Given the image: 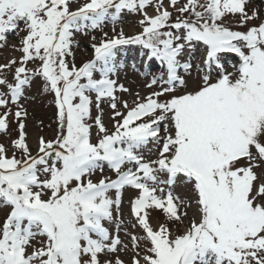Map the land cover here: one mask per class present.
Listing matches in <instances>:
<instances>
[{"label":"snow or ice","instance_id":"obj_1","mask_svg":"<svg viewBox=\"0 0 264 264\" xmlns=\"http://www.w3.org/2000/svg\"><path fill=\"white\" fill-rule=\"evenodd\" d=\"M72 2L0 0V41L25 32L13 46L19 60L0 63V107L16 106L0 113V131L10 114L19 129L11 155L0 144V264H125L119 253L129 251V264H264V9H249L251 0ZM125 12L140 17L133 35L116 27ZM95 30L103 36L77 67L75 35ZM126 45L163 71L142 72L149 91L131 107L123 101L122 112L117 92L131 90L113 77L125 67L118 50ZM35 78L54 97L57 132L39 137L33 153L19 101ZM103 101L111 131L101 115L89 123ZM178 181L190 195L158 187ZM126 187L137 190L131 226L142 230L124 229L130 248L120 235ZM151 209L165 217L156 228Z\"/></svg>","mask_w":264,"mask_h":264},{"label":"rangeland","instance_id":"obj_2","mask_svg":"<svg viewBox=\"0 0 264 264\" xmlns=\"http://www.w3.org/2000/svg\"><path fill=\"white\" fill-rule=\"evenodd\" d=\"M83 2V0H73L72 2V8L75 9L78 3ZM165 4L167 5V0H165ZM249 9L252 7H258L260 9H264V0H251V3L248 5ZM149 14H153V10L151 8L148 9ZM138 15L129 14L125 12L122 15V20L120 23L116 25L117 29L123 28L126 35H133L136 32L140 31V26L138 25L137 21L139 20ZM112 25L109 23L104 27V31L109 33V36L112 35ZM20 28H23V24H20ZM235 28V26H234ZM235 30H243L242 28H236ZM7 35H12L8 40L9 44L6 45L4 41H0V63H7L11 59L19 60V57L21 56V52L14 50L13 46H16L18 48L20 46V41L22 37L25 35L24 31H17V32H9ZM92 36L96 37V41L92 40ZM103 33L100 30H95L88 35L77 33L75 35V43L73 44L72 51L75 56V64L77 67L81 66L84 62L91 59L93 56V50L91 48V44L93 42H99V40L102 38ZM6 39V40H7ZM194 55L196 57H199L200 52L197 50ZM118 58L119 61L124 64V69L121 70L118 74V77H113L114 79H118V83L124 84L126 87H128L131 92L130 93H120L117 92V96L120 97V103H118V108L122 112L124 111L122 107V102L127 101L129 104V107L133 106V102L136 99V93L139 92L140 96L143 97L147 95L148 89L144 88V83L146 80V77L144 75H141V73H151V74H159L163 71L162 65L158 61H150L147 65H142L140 63L141 59V48L138 45H126V46H119L118 50ZM229 60L235 62L237 59L234 54H229L227 57ZM69 63H71L72 58L69 57ZM39 64V61L36 62H29L27 64L28 68H35ZM7 79L11 82L13 77L11 73L7 74ZM147 79H151V76H147ZM5 89L0 88V91H4ZM155 90V89H154ZM54 97L50 93H45L42 90V79L35 78L31 84L30 87L25 88V94L24 97L21 98L19 101L20 105L23 106V109H25L28 113L25 123H26V137H27V143L29 147L32 149L33 153L36 151V145L38 138L43 136L46 140L48 139H54L56 132H57V123L55 120V105L53 103ZM100 108L103 110L102 113H100L96 107L95 104H93L92 107V120L89 121V123H92L97 115H101L102 122L105 124V126L109 129V131L112 130V110L109 107L108 101H103L100 105ZM11 110V113L14 114L16 110L15 105L9 104L8 108L0 107V113H3L4 111ZM116 119H120L117 117ZM96 128L93 126L92 128V139L93 142H95L96 139ZM19 135V129L18 124L15 120L14 115L10 114L8 117V129L7 131H0V144H3L8 149V154H12V147H11V141L18 138ZM152 145H149L148 148H151ZM144 156L146 159H155L156 154L153 150L151 153L146 148L144 150ZM128 167H134L133 165H128ZM101 173L99 171L96 172V174L92 177L94 182L100 178ZM103 175L105 176H111L112 178H115L114 173H112L110 170L105 167ZM163 179V177H162ZM158 187H162L165 190V194L167 191L171 190L174 195H178L181 198H185L190 193L188 192V189L179 181L171 188L167 185H159ZM137 190L126 187L123 190L122 193V211L124 214L125 224L123 225L122 230L120 231L121 239L124 240L125 243H129V240L124 235V229H126L130 233L135 234H141L142 230L137 225L135 228H133L131 225L135 222V218L131 217L130 214V204L129 201L132 198H135L137 195ZM157 195H161V193L158 191ZM193 210H189V215H192ZM3 211H0V219L3 218ZM165 217L161 210L151 209L149 210V222L150 225L153 228L158 227L159 223L164 222ZM172 228H175L177 226L175 225H169ZM181 230H183L182 226H179ZM113 233H115L116 229L115 226H112L110 229ZM131 247L129 243V248ZM121 259L125 261V264H129V261L131 259V252L129 251L128 254H125L123 252L119 253ZM104 257L101 256V260H103Z\"/></svg>","mask_w":264,"mask_h":264},{"label":"bare ground","instance_id":"obj_3","mask_svg":"<svg viewBox=\"0 0 264 264\" xmlns=\"http://www.w3.org/2000/svg\"><path fill=\"white\" fill-rule=\"evenodd\" d=\"M11 36H12V35H7V38L9 39ZM8 39H7V40H6V42H5V43H6V45H8V44H9V40H8Z\"/></svg>","mask_w":264,"mask_h":264}]
</instances>
